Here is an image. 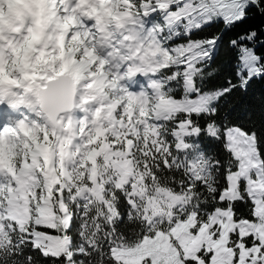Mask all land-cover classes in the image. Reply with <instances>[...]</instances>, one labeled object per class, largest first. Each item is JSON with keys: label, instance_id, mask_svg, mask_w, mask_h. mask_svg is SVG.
<instances>
[{"label": "snow or ice", "instance_id": "6c2138e0", "mask_svg": "<svg viewBox=\"0 0 264 264\" xmlns=\"http://www.w3.org/2000/svg\"><path fill=\"white\" fill-rule=\"evenodd\" d=\"M0 264H264V0L0 16Z\"/></svg>", "mask_w": 264, "mask_h": 264}, {"label": "bare ground", "instance_id": "6f19581e", "mask_svg": "<svg viewBox=\"0 0 264 264\" xmlns=\"http://www.w3.org/2000/svg\"><path fill=\"white\" fill-rule=\"evenodd\" d=\"M12 1V0H11ZM14 1V0H13ZM23 1V0H22ZM12 3V2H11ZM11 3H9V4H11ZM0 16H1V13H0Z\"/></svg>", "mask_w": 264, "mask_h": 264}]
</instances>
